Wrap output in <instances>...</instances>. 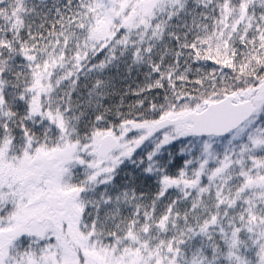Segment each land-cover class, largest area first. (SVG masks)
<instances>
[{
	"label": "snow or ice",
	"instance_id": "1",
	"mask_svg": "<svg viewBox=\"0 0 264 264\" xmlns=\"http://www.w3.org/2000/svg\"><path fill=\"white\" fill-rule=\"evenodd\" d=\"M0 264H264V0H0Z\"/></svg>",
	"mask_w": 264,
	"mask_h": 264
}]
</instances>
